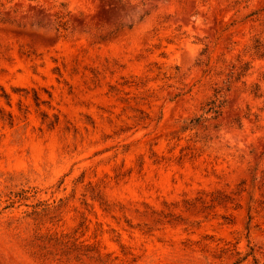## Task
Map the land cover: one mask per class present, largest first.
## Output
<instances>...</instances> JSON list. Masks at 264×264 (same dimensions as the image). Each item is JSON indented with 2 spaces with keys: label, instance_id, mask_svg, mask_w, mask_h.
<instances>
[{
  "label": "rangeland",
  "instance_id": "374dc122",
  "mask_svg": "<svg viewBox=\"0 0 264 264\" xmlns=\"http://www.w3.org/2000/svg\"><path fill=\"white\" fill-rule=\"evenodd\" d=\"M1 3L0 264L264 262V0Z\"/></svg>",
  "mask_w": 264,
  "mask_h": 264
},
{
  "label": "trees",
  "instance_id": "16d2710c",
  "mask_svg": "<svg viewBox=\"0 0 264 264\" xmlns=\"http://www.w3.org/2000/svg\"><path fill=\"white\" fill-rule=\"evenodd\" d=\"M1 6L3 7L4 6V3H1L0 4V7ZM0 12H1V10H0ZM262 55H264V53H262ZM5 96L8 97V94L5 93ZM211 102L215 103V106H212L213 107L212 109H214L216 111V113L219 115L220 114V111H221L222 104H217L215 100H211ZM0 111H3V108L1 106H0ZM9 119H10V122L13 121V114L12 113H9ZM14 202H15V200H13L12 203H14ZM251 249L252 250L250 252L246 253L245 255H243L241 257L239 255L238 259L235 260V261H233L231 264H240V262L246 260V258L248 257V255L253 254V252H254V248L251 247ZM238 254H240V251H238ZM253 264H264V262H261V260L258 257L254 256V258H253Z\"/></svg>",
  "mask_w": 264,
  "mask_h": 264
}]
</instances>
